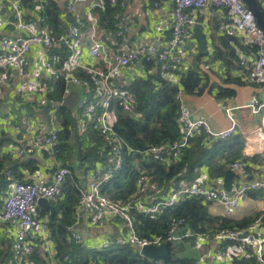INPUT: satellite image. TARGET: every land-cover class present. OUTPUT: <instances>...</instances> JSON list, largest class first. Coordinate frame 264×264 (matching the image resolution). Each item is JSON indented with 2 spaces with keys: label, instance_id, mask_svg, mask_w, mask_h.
Segmentation results:
<instances>
[{
  "label": "built area",
  "instance_id": "1",
  "mask_svg": "<svg viewBox=\"0 0 264 264\" xmlns=\"http://www.w3.org/2000/svg\"><path fill=\"white\" fill-rule=\"evenodd\" d=\"M26 0H0V10L10 14L13 35L0 36V105L8 97L5 89L13 79V72L19 73L23 79L19 89L13 97H19L30 104L35 115L25 110L19 122H15L12 115L6 119L14 143L8 145V156L11 159L29 157L34 152L47 153L48 169L55 167L51 179L34 181L30 175L24 176L23 181L14 179L10 170L6 177L10 181L8 196L0 209V223L14 224L16 227L11 251L12 257L6 264H35L31 256L36 247H40L42 257L47 264H57L56 243L51 229V213L47 214L39 204L41 199L49 203L56 202L63 186L72 172L63 162L57 161L55 148L58 145L62 131V120L55 109H52L46 121L40 113L42 107L48 106L50 95L56 93V84L63 78L69 86L73 83L84 88V100L80 102L72 114V128L74 135L82 143L86 142V134L94 127L103 139L105 163L103 167L94 169L87 183L78 185L80 199L78 210L86 213L91 227L101 229L106 235L103 242L94 246L103 250L113 245L131 246L139 254L145 247L160 246L162 237L153 239L141 238L134 228L131 211L144 213L154 217L164 210L178 205L186 197L203 199L209 205H221L228 214L237 211L250 192L264 196V180H253L248 164L240 159L227 164L230 171L239 173L240 179L233 183L232 189L227 192L222 187L206 184L201 180L180 179L174 181L166 195L155 200L161 194L159 184L146 173H141L137 179V190L127 202L113 201L103 193V186L119 173L126 161L128 148L126 140L116 131L115 125L118 115L115 105L119 104L123 111L140 119L142 115L136 110V100L128 90L131 82L138 76L136 72L144 75L143 71L136 69L137 64L144 60L155 63L157 72L167 82H177L181 73L187 71L186 56L190 40L194 36V26L197 24L194 11L212 8L215 11H224L227 20L220 25V31L228 37L237 39V57L242 67V75L249 85H264V30L258 24L255 15L249 10L244 0H172L170 13L172 39L165 45L154 43L133 45L129 40V32L134 20L129 17L126 10V1L121 0L119 6L122 10L115 13L116 28L113 31L101 32L96 12L105 9L104 0H90L86 18L78 11L77 4L82 0H74L68 6L72 22L60 23L57 27L61 31L56 40L54 29L41 15V0H34L36 11L27 17L24 2ZM59 3V0H52ZM99 34L103 39H99ZM90 38L87 48L89 59L82 58L78 50L80 42ZM57 45L66 49L68 59L65 65L66 74H62L60 58L53 55ZM37 55V64L30 65L31 55ZM74 70L90 75L91 81L85 77L70 78ZM73 72V73H72ZM124 72H132L130 77L121 75L123 85L116 82L117 76ZM46 75L47 81H41L40 75ZM71 93L69 87L63 100ZM12 97V98H13ZM62 100V101H63ZM83 100V101H82ZM56 102V103H62ZM116 102L114 105L113 103ZM55 104V103H54ZM249 109L253 115H259L264 108L257 95H253L248 105L239 107ZM235 108L227 107L226 115L231 122L228 129L213 131L205 118L195 119L192 110L181 105L177 115V122L181 131L179 140L173 143H164L151 146L144 151V155L159 156L161 154H175L186 148L189 141L203 129L209 138L228 139L239 134L238 123L234 118ZM264 121V115H263ZM36 174H39L37 172ZM32 180V181H31ZM51 181V182H50ZM50 182V185L47 183ZM83 184V185H82ZM145 200H148L146 202ZM117 221L118 227L113 225ZM185 226L184 220L174 223L168 231L169 239L177 240V233ZM110 228L112 233L107 229ZM259 225L254 224L248 231H224L215 234H198L191 230L182 238L191 240L189 248L200 250L204 246H213L203 252L196 264H232L234 257H254L258 264H264V237L258 235ZM68 244L79 245L83 243L81 234L72 231ZM248 232L246 237L243 234ZM235 243L236 245H232ZM142 255V254H141ZM65 261L70 258L66 256ZM86 264H102L90 261Z\"/></svg>",
  "mask_w": 264,
  "mask_h": 264
},
{
  "label": "trees",
  "instance_id": "2",
  "mask_svg": "<svg viewBox=\"0 0 264 264\" xmlns=\"http://www.w3.org/2000/svg\"><path fill=\"white\" fill-rule=\"evenodd\" d=\"M120 1L104 0L105 9L96 12L102 29L115 30L114 15L122 11L115 4H119ZM40 5L43 8L41 15L52 26L54 34L55 32L59 34L57 27L62 21V12L52 0H41ZM24 6L33 9L37 4L34 3V0H26ZM260 9L264 15V7L260 5ZM233 39L237 42V39ZM58 50L61 49L56 47L54 52ZM201 59L200 56L195 59L194 65L188 71L181 73L176 83L165 81L157 72L153 62H146L144 64L145 74L136 77L131 82L128 90L133 94L137 105L136 110L142 117L136 119L126 114L119 104L115 105L118 115L115 129L126 140L128 148L133 151H126L123 169L103 186L105 196L113 201H129L137 190V179L141 175V171H144L159 184L162 193L155 196V200H160L166 195L174 181L180 179L195 180L199 177V170L203 167L208 168L213 180L220 179L228 170L227 164L241 158L245 143V139L241 135L228 139L209 138L203 129L190 139L188 146L182 149L177 157L174 153L161 154L157 157L154 155L147 157L143 154L151 146L173 143L180 139L181 131L177 122V115L181 106L180 94L183 92L189 95H200L206 88L208 77L198 65ZM233 60L234 63L228 65L242 69L234 52ZM77 77H85L88 81H91L92 78L82 71H75L70 78ZM232 82L240 83L237 80H232ZM67 87L80 94L83 92L81 86L73 83L68 86L63 78L56 84V93L49 96L50 102L47 106V110L55 109L59 117L63 116L62 131L55 148L56 155L58 160L67 167L71 164H67L66 160L76 158L81 163L88 164L89 168H93L95 163L99 159L101 160V155L107 153V148L101 150L104 145L101 137L98 138L97 147L93 149H86L77 136L72 138L71 112L66 108L54 106V103L63 100ZM234 96L235 91L218 88L216 98L225 99ZM13 137L11 132L8 135L6 133L0 134V207L9 192L10 181L6 177V171H12L14 179L23 181L24 170L34 172L37 169L33 158L14 160L8 156L4 146L6 145L7 148L8 145L14 143ZM70 168L72 174L63 186L57 201L50 203L52 208L49 209L41 205L45 213H51V229L56 243L57 264H86L90 261H97L102 264H196L202 253L201 249L197 253H195L197 250L190 249L191 240L189 238L169 239L168 231L174 223L180 220H184L185 226L189 225L190 230L198 234H215L233 230L248 231L255 223H258L261 230V232L259 230L258 235L264 236V214H256L242 220L213 216L209 212V204L203 199L186 197L178 205L168 208L154 217L147 216L136 209L131 211L134 228L141 238L162 237L163 242L168 245L170 255L167 259L150 260L139 254L131 246L113 245L107 249L99 250L94 246L90 248L85 243L68 244V239L72 234L71 230L80 216L78 211L80 194L77 184L81 183L80 175L76 169L72 166ZM86 170L89 169L84 166L82 173ZM248 197L257 199L264 196L250 192ZM145 201L148 202V200ZM114 224L118 227L121 222L117 221ZM232 245L235 246L236 244L233 243ZM11 246L12 241L9 237L4 239L0 237V264H6L11 259ZM66 256L70 258L69 261L64 260ZM30 259L35 264H47L42 257L40 247H36L35 253ZM232 264L258 263L254 257H234Z\"/></svg>",
  "mask_w": 264,
  "mask_h": 264
},
{
  "label": "crops",
  "instance_id": "3",
  "mask_svg": "<svg viewBox=\"0 0 264 264\" xmlns=\"http://www.w3.org/2000/svg\"><path fill=\"white\" fill-rule=\"evenodd\" d=\"M74 0H59V3H55L60 12H62V23L72 22L73 18L68 11V6ZM126 1V14L134 20V24L132 25L129 32V40L133 45L136 44H146V43H154L159 46L165 45L168 41L172 39V29H171V19L170 13L172 9V0H125ZM90 0H82L77 4L78 11L86 18L88 22V26L90 22L88 20V16H85V10L89 5ZM259 4L264 7V0H259ZM37 7L33 9H29L25 7V13L27 17H30L36 11ZM193 16L195 17L197 23L201 24V31L206 38L205 51L201 48V45L194 34V36L190 40V45L188 48V54L186 56V65H188L187 71L194 65L195 59L199 56L202 57L200 60L199 68L200 70L208 77L206 82V88L203 94L200 95H189L186 93L180 94V104L186 105L192 110L193 117L195 119L205 118L210 124L213 131H221L228 129L231 125L230 120L226 115L225 109L227 107L235 108L234 110V118L238 123V131L239 134L245 139L244 147L242 150V156L240 159L244 160L248 164V168L251 171L253 180H264V121L263 116H256L251 113L249 109L239 108L245 105H248L253 95H257L258 98L264 102V87L258 88L252 85H249L245 82V78L242 75V69L234 67L232 65H228L229 63H234L233 60V52L237 55L236 51V41L233 38L224 35L220 31V25L226 22L227 17L224 11H215L212 8H205L203 10L194 11ZM99 19L98 15L95 16ZM10 14L6 11L0 10V36L6 37L13 35V27L10 24ZM100 31L103 33L107 30L102 29L100 26ZM61 31L59 34L55 32L54 36L56 40L59 38ZM228 37V38H227ZM99 39H103L102 34H99ZM235 41V44H234ZM90 38L86 37V40L80 42L78 50L81 51L82 58L86 61V58L89 59L87 54V48L90 46ZM57 52H53V55L60 58L61 66L63 67L62 74H66L65 70L67 65L65 63L68 59V54L65 48L60 45H57ZM64 61V62H62ZM30 65L37 64V55L33 54L30 57ZM197 64V63H196ZM137 69V67H136ZM144 69V68H143ZM142 69V71H143ZM138 70V69H137ZM74 70L73 72H75ZM139 72H142L138 70ZM72 72V73H73ZM186 72V71H184ZM183 72V73H184ZM132 72H124L117 76L116 82L119 85H123V81H121V75H126L127 77L131 76ZM138 75L140 73L136 72ZM41 81H47V76L41 74ZM232 80H237L240 83L232 82ZM23 79L19 75V73L13 72V79L5 88L6 95L11 96L6 99V101L0 105V134L6 133L10 134V129L8 124L6 123V119L13 116L15 122H19L22 115H24L25 110L29 112L30 115H35V113L31 110L30 104L22 101L19 97H13L15 91H17L22 83ZM176 83V82H173ZM83 88V87H82ZM218 88L230 89L235 91V96L232 98L218 99L216 98ZM71 90V89H70ZM71 92H76V90H71ZM81 98L84 97V88L82 94L78 93ZM13 97V98H12ZM84 100V98H83ZM82 100V101H83ZM52 110V109H51ZM47 110V106L42 107L39 117L43 118V121H46L48 118V114L51 111ZM70 111V110H69ZM71 112V111H70ZM63 119V116H61ZM72 128V126H71ZM72 131V130H71ZM204 133H206L204 131ZM72 138H75L72 131ZM207 135V133H206ZM98 132L94 127L90 128L88 133L86 134V142L83 143L86 149L96 148L98 145ZM105 142V141H104ZM106 143V142H105ZM6 146V145H5ZM4 148L6 149V147ZM104 149L101 147V150ZM56 160H58L56 155V150L54 152ZM101 160L99 159L95 163L94 169H99L103 167L105 160L104 155H101ZM48 157L47 153L42 154L39 152H34L29 155V157H25L26 159L33 158L36 162L37 169L34 172L29 170H24L23 175H30L32 179L36 182L44 181L48 177L50 180L52 175H50L48 167ZM239 159V160H240ZM93 162V163H94ZM43 163V165H42ZM67 164H71L68 167L72 166L76 169V172L80 175V182L83 184L87 183L92 176L94 169L89 168L88 164H83L78 161L76 158H71L66 160ZM88 168L82 173V168ZM71 170V168H70ZM72 171V170H71ZM228 171V170H227ZM39 172V174H36ZM141 173H146L141 171ZM234 183H237L240 179L239 173L234 172ZM199 177L197 180H201L206 184L216 185L222 187L224 183L225 175L220 178L213 180L210 177L209 170L207 167H203L199 170ZM32 181V180H31ZM78 183L77 185H80ZM82 184V185H83ZM160 195V194H159ZM7 197V196H6ZM6 199V198H5ZM4 199V200H5ZM4 201L0 207H3ZM79 211V210H78ZM209 212L213 216H222L229 219L234 220H242L246 217H251L256 214H264V197H260L257 199H252L248 197L242 206L235 212L228 214L225 209L218 204L209 205ZM79 218L72 231L79 233L82 235L83 243L90 246L100 245L106 235H101V229H96L91 227L90 221L86 216V213L79 211ZM256 224V223H255ZM258 224V223H257ZM113 225V231H114ZM186 228L184 226L181 231ZM260 229V228H259ZM16 227L14 224L9 223H0V237L1 239L9 237L11 241H13V237L15 235ZM190 230V226H189ZM109 233H112L110 228L107 229ZM257 231V230H256ZM259 232V230L257 231ZM261 232V230H260ZM176 235V238L178 236ZM264 237V236H263ZM101 240L100 243H97L96 240ZM182 239V238H180ZM177 239V240H180ZM213 246H204L201 248L202 253L212 249ZM198 251H195L197 253Z\"/></svg>",
  "mask_w": 264,
  "mask_h": 264
},
{
  "label": "water",
  "instance_id": "4",
  "mask_svg": "<svg viewBox=\"0 0 264 264\" xmlns=\"http://www.w3.org/2000/svg\"><path fill=\"white\" fill-rule=\"evenodd\" d=\"M245 4L248 6L249 10L255 15L258 26L264 30V15L262 10L260 9L259 0H244ZM201 24L197 23L194 26L193 32L196 35L201 48L205 51V45H206V38L204 34L201 31ZM206 54V51L204 52ZM144 65V60H141L137 64V69L142 71ZM80 102V95L76 92H71L63 101L62 103H55V107H63L70 111H74V109L77 107V105ZM55 172V167H52L49 170L50 175H53ZM234 176L235 173L233 171L228 170L225 174L224 183L222 185V188L229 192L234 183ZM51 182V181H50ZM50 182L47 183V185H50ZM39 204L42 206H45L49 209H51L50 203L46 199H41L39 201ZM189 232V225H186V228L178 234V239L184 237ZM248 235V232L243 234V237H246ZM82 236V235H81ZM142 256L149 258L150 260H158V259H167L170 255V252L168 250V245L166 243L161 244L160 246H149L145 247L142 252Z\"/></svg>",
  "mask_w": 264,
  "mask_h": 264
},
{
  "label": "rangeland",
  "instance_id": "5",
  "mask_svg": "<svg viewBox=\"0 0 264 264\" xmlns=\"http://www.w3.org/2000/svg\"><path fill=\"white\" fill-rule=\"evenodd\" d=\"M252 86H255V87H258V88H261V87H264V85L263 86H259V85H252ZM258 97V96H257ZM259 99V98H258ZM259 101H260V103L261 104H264V102H262L260 99H259ZM264 115V108L262 109V111H261V113L259 114V115H256V116H263ZM59 116V115H58ZM42 165H43V163H42ZM96 242L97 243H100L101 242V240H96Z\"/></svg>",
  "mask_w": 264,
  "mask_h": 264
}]
</instances>
